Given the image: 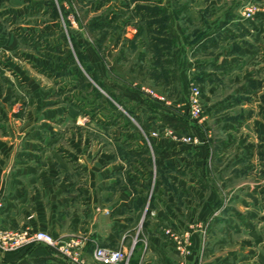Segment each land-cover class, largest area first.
Returning <instances> with one entry per match:
<instances>
[{
    "label": "crops",
    "instance_id": "1",
    "mask_svg": "<svg viewBox=\"0 0 264 264\" xmlns=\"http://www.w3.org/2000/svg\"><path fill=\"white\" fill-rule=\"evenodd\" d=\"M42 1L0 0V18L10 22L0 53L19 45L12 31L37 32L29 18L48 10ZM247 1L189 0L203 110L191 129L197 142L173 141L171 128L151 125L154 145L167 152L156 154L149 192V168L103 151L101 131L91 136L88 120L52 101L36 65L12 72L10 59V69L0 61V226L79 238L90 262L98 246L133 254L132 264H264V11L242 20ZM165 230L188 238L191 253L181 255ZM0 264L68 263L39 244L0 253Z\"/></svg>",
    "mask_w": 264,
    "mask_h": 264
},
{
    "label": "rangeland",
    "instance_id": "2",
    "mask_svg": "<svg viewBox=\"0 0 264 264\" xmlns=\"http://www.w3.org/2000/svg\"><path fill=\"white\" fill-rule=\"evenodd\" d=\"M36 1L39 2L28 0V3L35 6ZM42 2L48 10L43 14L36 9L31 10L29 19L33 23L23 25L37 32L21 34L25 39L17 37L19 33L11 32L18 38L19 45L9 54L0 53V61L6 69L13 66L14 72L15 69L36 65V72L44 74L52 83L49 86L52 101L69 107L67 102L73 97L80 109L88 111L98 107L97 111L101 112L96 111L95 115L102 120L110 112L103 109V99L99 100L94 92L107 97L103 88V82L107 81L116 83L123 91H130V85L143 86L144 90L149 89L162 98L168 112L184 121H194L189 116L188 106L185 110L189 86L195 83L192 75L196 42L195 6H190L189 0ZM8 23V18H0V34L8 33ZM75 50L82 53L86 68L81 65ZM38 58L43 62L37 64ZM6 59H10L12 66ZM69 59H73V64L68 62ZM76 67L81 78L75 71ZM117 107L128 116L121 107ZM77 115L89 121L90 130L82 129L91 136L99 137L98 132L101 131L103 151L116 152V148L112 149L115 145L110 143L115 128H105L78 112ZM191 123L187 132L178 129L179 136L173 129H168L172 140L174 137L194 138L191 131L194 122ZM158 136L159 132H151V137ZM136 232L140 235V226ZM132 255L129 264H132Z\"/></svg>",
    "mask_w": 264,
    "mask_h": 264
},
{
    "label": "trees",
    "instance_id": "3",
    "mask_svg": "<svg viewBox=\"0 0 264 264\" xmlns=\"http://www.w3.org/2000/svg\"><path fill=\"white\" fill-rule=\"evenodd\" d=\"M147 9L149 11L152 10L150 8ZM52 12L54 11L52 10ZM16 35L21 39H25L20 34ZM75 53L77 58H79L83 68H86V63L83 61L82 53L76 50ZM68 62L73 64V59H69ZM75 71L81 78V73L77 67L75 68ZM103 88H105V91L107 92V97L102 96L97 91L94 92L99 100L103 99L104 103L101 105L103 106V109L110 112L109 115L107 114L106 116H103V120L99 116L95 115L98 107L94 108L91 106L92 110L90 109L85 111L84 109H80L77 107V105H75V99L73 97H71L70 102L67 103L70 108H73L79 114L88 117L90 120L97 122L101 126L105 128H115L111 141L114 142L116 151L122 157L128 158L129 161L133 162L134 164H137L139 160L140 162H143L149 168V171L147 173V180L142 185V187L147 189L149 192V189L153 183V176H155L153 184V190H155L158 182V161L156 156H164L167 150L163 148H157L154 145L153 138L151 137V125H165L173 129L174 133L179 136L180 134H178V129L185 130L187 132L191 128V122H194L195 125V121H184L167 110L160 111L158 106L161 105L165 107L166 103L159 97H155L147 93L146 90L143 89V86H139L137 84L130 85V91H123L118 88L116 83L105 81L103 82ZM108 97H111L110 99L115 101V103H113V101H111ZM66 100L69 101L68 99ZM117 106L121 107V109L125 111L129 117L120 111ZM97 112L101 111L98 110ZM131 118L134 120L136 125L133 123ZM118 133L120 135H118ZM151 151L155 155V175H153V172H151V167L153 165V161H151L150 158ZM131 168L133 171L137 172L138 168L136 165H131ZM150 204L151 199L149 200V205L147 207L144 219H146L149 215Z\"/></svg>",
    "mask_w": 264,
    "mask_h": 264
},
{
    "label": "built area",
    "instance_id": "4",
    "mask_svg": "<svg viewBox=\"0 0 264 264\" xmlns=\"http://www.w3.org/2000/svg\"><path fill=\"white\" fill-rule=\"evenodd\" d=\"M263 11V7L256 0H248L240 8L239 16L244 21H254L257 15ZM146 92L155 96L148 90ZM160 99L162 100V98ZM187 106L192 120L196 121L201 118L203 113L201 91L195 83H191L189 86ZM152 136H155V134L152 133ZM173 139L185 144H195L197 142L195 137H181L178 139L174 137ZM164 233L172 239L181 255L191 253V242L188 238L180 237L169 230H165ZM39 244L54 250L68 264H129L130 254H124L121 250L97 246L92 254V262H90L83 255L84 243L79 238H54L44 231L34 232L29 228L7 229L0 226V253L15 252Z\"/></svg>",
    "mask_w": 264,
    "mask_h": 264
}]
</instances>
